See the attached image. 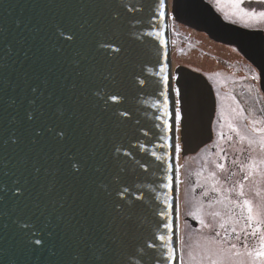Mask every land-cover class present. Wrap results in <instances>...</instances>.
Returning a JSON list of instances; mask_svg holds the SVG:
<instances>
[{"label": "snow or ice", "instance_id": "6c2138e0", "mask_svg": "<svg viewBox=\"0 0 264 264\" xmlns=\"http://www.w3.org/2000/svg\"><path fill=\"white\" fill-rule=\"evenodd\" d=\"M251 2L228 0L246 27L264 23V8L244 6ZM255 2L264 5V0ZM104 7L107 19L96 27L86 20L76 30L55 26L57 53L73 47L72 64L79 66V45L87 38L97 59L90 69L96 80L83 94L90 97L101 134L86 152H65L63 164L75 180L86 179L90 169L95 174L91 183L103 197L105 219L99 238L88 243L90 262L77 252L74 264H264V107L262 115L255 107L246 109L205 74L215 97L209 139L189 155L188 101L171 68L164 32L165 21L175 19L167 0H111ZM246 67L252 75L242 79L264 81V71ZM254 86L245 85L249 93ZM225 99L235 106H226ZM28 103L24 118L34 122L36 101ZM66 111L62 103L55 107L60 119ZM43 131L34 129V142ZM47 132L60 145L69 141L66 126L50 125ZM9 140L19 143L14 133ZM97 144L104 149L99 158ZM191 160L200 164L195 171L188 170ZM13 185L12 197L22 200L25 184L16 180ZM13 224L27 249L51 251L54 234L48 224L31 218Z\"/></svg>", "mask_w": 264, "mask_h": 264}, {"label": "water", "instance_id": "95a60500", "mask_svg": "<svg viewBox=\"0 0 264 264\" xmlns=\"http://www.w3.org/2000/svg\"><path fill=\"white\" fill-rule=\"evenodd\" d=\"M197 1L200 5L194 0H173L175 7L172 4L171 11L175 20L203 30L215 40L235 44L259 72L264 71L260 31L225 23L207 4L208 7L203 1ZM109 2L0 0V187L9 190L0 191L3 197L0 200V264H74L73 255L77 252L83 260H91L87 246L90 240L100 236L105 219L103 197L96 194L91 183L95 179L91 169L86 179L75 180L64 171L63 161L65 152H86L101 134L95 125L96 113L90 97L83 94L96 80L90 69L97 59L87 38L79 45V66L72 64L73 47L65 48L62 55L57 53L55 26L76 30L86 20L96 27L106 21L109 10L104 5ZM164 32L167 40V29ZM155 55L153 51L154 60ZM174 73L179 77L185 97L194 103L191 111L185 110V128L196 120L208 124L213 115L214 97L206 79L183 66H177ZM260 83L264 90V81ZM33 88L37 89L35 95ZM32 99L36 101L37 118L28 122L24 116ZM60 103L67 109L63 119L55 113ZM13 118L16 123H12ZM50 125L66 126L70 131L69 141L64 145L56 143L47 132ZM37 128L44 131L34 142ZM13 133L19 137V143L9 140ZM208 133L209 129L194 136L191 128L186 130L187 153L196 152ZM96 147L99 158L104 149L98 144ZM36 168L40 169L39 173ZM57 168L59 173L54 172ZM16 180L26 186L25 197L19 201L10 191ZM53 183L55 187L49 191ZM17 218H31L41 226L48 224L54 234L51 251L27 249L23 235L13 224Z\"/></svg>", "mask_w": 264, "mask_h": 264}, {"label": "rangeland", "instance_id": "374dc122", "mask_svg": "<svg viewBox=\"0 0 264 264\" xmlns=\"http://www.w3.org/2000/svg\"><path fill=\"white\" fill-rule=\"evenodd\" d=\"M171 10H172V5L169 12H171ZM232 18L233 19L227 21H229V23H233L232 21H235V23L233 24L240 25L241 27L243 26L242 28L247 30L257 31L259 29L260 31H262L261 34L263 36V41H264V23L253 22L252 27H246L245 21L240 19L239 15H232ZM167 31H168L167 33L169 34V44H170L169 58L173 72L177 66H183L187 69L189 68L190 70L192 71L194 70L203 75L204 74L212 75L214 81H217L216 87L220 88L222 94L227 93L229 91H231L233 95L242 92L249 93L246 89L243 90V88L245 87L244 84L245 81H243L244 79L240 80L236 76H240L241 78L250 77L252 75V72L246 66L250 65L252 68L254 67L243 58V55L240 53L239 48L235 44L220 42V44H218V51L216 49L213 51L211 45L203 43L204 39L202 38V36L206 37L204 33L196 32L190 28L182 26L180 22H178L175 19L174 20L168 19ZM206 39L209 40L207 37ZM173 41H175V43H173ZM263 47H264V42H263ZM205 51L210 56L215 54L217 58L222 57L224 61L227 60L231 62L234 65V68L224 75L220 74L219 76H215L214 74L217 73L216 71L207 70L205 68L200 67L197 63H195L196 60H199L204 56ZM187 58L193 59L194 62L189 61ZM224 61L220 60V62L222 63H224ZM233 81L239 84L234 85ZM246 82H247L246 85H252L248 81V79H246ZM224 103L226 106H232V107L235 106L230 99H225ZM259 114L261 113H258V115ZM199 166L200 164L198 160H191L189 161L188 170L195 171L199 168ZM189 222L192 224L195 223L190 219ZM193 226L195 227L194 224Z\"/></svg>", "mask_w": 264, "mask_h": 264}, {"label": "bare ground", "instance_id": "6f19581e", "mask_svg": "<svg viewBox=\"0 0 264 264\" xmlns=\"http://www.w3.org/2000/svg\"><path fill=\"white\" fill-rule=\"evenodd\" d=\"M195 1V3L197 4V5H200V3L197 1V0H194ZM204 2L205 3V5L207 4L211 9H212V7H211V5L206 1V0H201V2ZM202 2V3H203ZM167 4H168V11H170V8H171V5L173 4V0H167ZM206 5V6H207ZM207 6V7H208ZM213 10V9H212ZM171 13H172V11H171ZM217 14V13H216ZM218 15V14H217ZM219 16V15H218ZM220 17V16H219ZM220 19H221V17H220ZM222 20V19H221ZM223 21V20H222ZM223 22H225V21H223ZM225 23H229V22H225ZM166 27L164 28V31L167 29V27H168V19L166 20ZM180 24L182 25V26H185V27H187V28H190V29H192V30H194V31H196V32H201V33H204L205 35H206V37L209 39V40H207L206 39V37H204V36H202V38L204 39H202L203 40V43L204 44H209V45H211V47H212V49H213V51L216 49L217 51H218V44H220V41H218V40H215V39H213V38H211L208 34H207V32H205V31H203V30H199V29H196V28H194V27H192V26H189V25H187V24H185V23H182V22H180ZM229 24H232V25H235V26H238V27H241L240 25H236V24H233V23H229ZM242 28V27H241ZM257 31H260V30H257ZM262 31H260V33H261ZM262 35V34H261ZM262 39H263V36H262ZM207 41H208V43H207ZM264 42V41H263ZM167 43H168V48H170V44H169V34L167 33ZM263 49H264V47H263ZM168 51H169V49H168ZM240 51V50H239ZM241 53V52H240ZM242 54V53H241ZM243 55V54H242ZM243 58L248 62V63H250L256 70H257V72H259L258 71V69L250 62V61H248L244 56H243ZM189 61H192V62H194V60L193 59H190V58H187ZM220 60H223L224 61V59L222 58V57H216V55L215 54H213L212 56H210V55H208L207 54V52L205 51V53H204V56L201 58V59H199V60H196L195 61V63H197L200 67H202V68H205V69H207V70H214V71H216V72H219L220 74H226V73H228L229 71H231L233 68H234V65L231 63V62H229V61H224V63H222V62H220ZM186 61V60H185ZM172 67V66H171ZM189 69V68H188ZM194 71V70H193ZM194 72H196V71H194ZM197 73H199V72H197ZM203 75V74H202ZM204 76V78L206 79V81H207V83H208V85L210 86V88H211V90L213 91V85H211L210 83H209V81L207 80V76H205V74L203 75ZM236 76V75H235ZM238 79H240V80H242V78L240 77V76H236ZM239 81V80H238ZM239 83H237L236 85H238ZM182 87V86H181ZM246 88L244 87L243 88V90H245ZM247 90V89H246ZM259 93H261V94H264V90L262 89V87H261V83H259ZM253 91L254 92H257V87H256V85L253 87ZM264 95H261V99L262 100H264V97H263ZM213 97H214V92H213ZM186 99H187V97H186ZM215 99V98H214ZM187 101H188V103L186 104V106H185V110H188V111H191L192 109H193V106H194V103L189 99H187ZM189 128H191V130L194 132V136L195 135H198V134H201V133H204L205 131H207L208 129H209V123L208 124H205V122L203 121V120H196V121H194V122H192V123H190V125L188 126V127H186L185 128V132H186V130H188ZM206 137H208L206 140H204V141H202V143L201 144H203L205 141H207L208 139H209V133H208V135L206 136ZM205 137V138H206Z\"/></svg>", "mask_w": 264, "mask_h": 264}, {"label": "flooded vegetation", "instance_id": "af4514ba", "mask_svg": "<svg viewBox=\"0 0 264 264\" xmlns=\"http://www.w3.org/2000/svg\"><path fill=\"white\" fill-rule=\"evenodd\" d=\"M208 3H209V0H206ZM210 4V3H209ZM211 5V7H212V9H213V11L215 12V13H217L220 17H221V19L223 20V21H225V22H229V21H227V20H231V19H233L232 18V15H234L233 13H234V9H233V7L231 6V4L230 3H228V0H221V2L219 3V4H216L215 3V0H213V3H211L210 4ZM245 7H256L257 8V10H260L261 8H264V5H258L256 2H255V0H252V2L251 3H246L245 5H244ZM228 16V19H225V16ZM243 27V26H242ZM245 27V26H244ZM259 30V29H258ZM243 81H245L244 82V84L246 85L247 84V82H246V79H244ZM248 81L253 85H256V87H257V89H259V83H256V82H253L251 79H248ZM210 83V82H209ZM211 85H212V83H210ZM234 85H236L237 83H233ZM246 88V87H245ZM248 91V90H247ZM258 95H259V101L257 102V97H258ZM261 95H264V94H261V93H258V92H254L253 91V89H252V91H251V93H237V94H235V96H236V98H237V100L240 102V104L243 106V107H245L246 109H248V108H253V107H255V109H256V111H257V115H258V113H260L259 112V109L261 108V107H264V103H263V101L264 100H262L261 99ZM264 97V96H263ZM215 98V97H214ZM259 115H262V114H259ZM193 154H195V152L194 153H192V154H189V155H193ZM196 226V225H195Z\"/></svg>", "mask_w": 264, "mask_h": 264}]
</instances>
